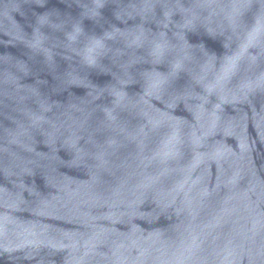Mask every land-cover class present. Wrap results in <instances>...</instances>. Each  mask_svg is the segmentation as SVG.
Here are the masks:
<instances>
[{
  "label": "water",
  "instance_id": "water-1",
  "mask_svg": "<svg viewBox=\"0 0 264 264\" xmlns=\"http://www.w3.org/2000/svg\"><path fill=\"white\" fill-rule=\"evenodd\" d=\"M0 264H264V0H0Z\"/></svg>",
  "mask_w": 264,
  "mask_h": 264
}]
</instances>
